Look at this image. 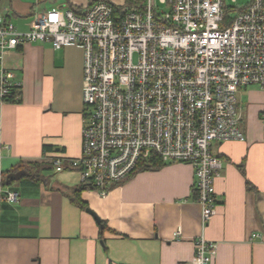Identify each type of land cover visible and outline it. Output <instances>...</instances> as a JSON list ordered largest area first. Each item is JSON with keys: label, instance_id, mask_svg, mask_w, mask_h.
Wrapping results in <instances>:
<instances>
[{"label": "crops", "instance_id": "0c3cea01", "mask_svg": "<svg viewBox=\"0 0 264 264\" xmlns=\"http://www.w3.org/2000/svg\"><path fill=\"white\" fill-rule=\"evenodd\" d=\"M89 1L0 0V18L26 30L35 13ZM110 1L129 8V0ZM82 63L77 43L25 42L4 53L21 99L0 102V173L27 174L0 184L17 192L16 201L0 195V264H190L200 233L217 243L209 264H264V89L238 91L245 139L211 145L222 168L216 211L203 227L188 162L137 169L104 195L93 188L75 195L79 170L55 169L52 157L81 154Z\"/></svg>", "mask_w": 264, "mask_h": 264}, {"label": "built area", "instance_id": "2783aa9c", "mask_svg": "<svg viewBox=\"0 0 264 264\" xmlns=\"http://www.w3.org/2000/svg\"><path fill=\"white\" fill-rule=\"evenodd\" d=\"M114 7L92 0L83 9L51 8L35 13L26 30L0 18V102L21 99L20 80L4 66L8 48L81 45V154L52 157L55 169L77 168L81 182L104 195L150 151L164 162H188L204 227L216 211L214 180L222 168L211 145L245 139L238 91L264 89V0H249L229 17L226 0H131L118 13ZM0 195L17 200L2 186ZM216 251L200 233L190 264H209Z\"/></svg>", "mask_w": 264, "mask_h": 264}, {"label": "trees", "instance_id": "16d2710c", "mask_svg": "<svg viewBox=\"0 0 264 264\" xmlns=\"http://www.w3.org/2000/svg\"><path fill=\"white\" fill-rule=\"evenodd\" d=\"M92 0L89 1V3L91 2ZM115 5V4H114ZM131 6V0H129V4H128V7ZM70 8H74V7H70ZM115 12L118 13V12H123L124 11V8L123 7H120V6H116L115 5ZM74 9H78V8H74ZM229 10L230 8L229 7H226L225 8V12H226V15L227 17H229ZM165 162L161 160V158L159 157V155H157L154 151H150L149 155L147 157H142L138 160L134 170L132 171V173L137 170V169H142V168H158L160 167L161 165H163ZM17 169H20V168H17ZM17 169H14V170H9L7 171L6 173H4V175H6L7 173H9L10 171H16ZM131 173V174H132ZM130 174V175H131ZM0 184H5V177H3L1 180H0ZM112 187V186H111ZM110 187V188H111ZM81 188H93V185L90 183V181H86V182H81L79 188L75 189L74 190V194L77 195V192L79 191V189ZM77 197V196H76Z\"/></svg>", "mask_w": 264, "mask_h": 264}, {"label": "rangeland", "instance_id": "374dc122", "mask_svg": "<svg viewBox=\"0 0 264 264\" xmlns=\"http://www.w3.org/2000/svg\"><path fill=\"white\" fill-rule=\"evenodd\" d=\"M249 0H235L234 2L231 0H226L227 6L230 8L229 15L232 16L234 14L235 8L245 5Z\"/></svg>", "mask_w": 264, "mask_h": 264}, {"label": "water", "instance_id": "95a60500", "mask_svg": "<svg viewBox=\"0 0 264 264\" xmlns=\"http://www.w3.org/2000/svg\"><path fill=\"white\" fill-rule=\"evenodd\" d=\"M23 174H27V172L23 169L9 172L6 174L5 183H9L12 180H17Z\"/></svg>", "mask_w": 264, "mask_h": 264}]
</instances>
